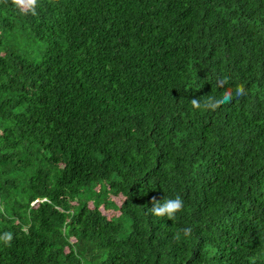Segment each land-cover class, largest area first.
<instances>
[{
  "label": "trees",
  "instance_id": "1",
  "mask_svg": "<svg viewBox=\"0 0 264 264\" xmlns=\"http://www.w3.org/2000/svg\"><path fill=\"white\" fill-rule=\"evenodd\" d=\"M101 180L129 229L83 192ZM5 232L0 264H264V0H0Z\"/></svg>",
  "mask_w": 264,
  "mask_h": 264
},
{
  "label": "clouds",
  "instance_id": "2",
  "mask_svg": "<svg viewBox=\"0 0 264 264\" xmlns=\"http://www.w3.org/2000/svg\"><path fill=\"white\" fill-rule=\"evenodd\" d=\"M5 3L8 0H4ZM11 4L15 6L21 13L32 16L38 15L39 0H11ZM228 83V78L224 77L217 81L218 87H224ZM247 94L246 88L243 84H238L235 89L226 88L220 95L209 94L204 95L200 98L191 99L190 103L194 109L197 110H210L215 111L222 105L232 103L234 97L240 98ZM151 207L148 211L157 217H167L168 219H175L178 212L183 210L184 200L182 195L177 192L173 197H163L162 199H157L153 196L151 200ZM191 226L184 227L177 231L174 235V239L180 241L181 233L184 237H190L192 235ZM13 240V234L11 232H5L0 234V242L6 246H11Z\"/></svg>",
  "mask_w": 264,
  "mask_h": 264
},
{
  "label": "rangeland",
  "instance_id": "3",
  "mask_svg": "<svg viewBox=\"0 0 264 264\" xmlns=\"http://www.w3.org/2000/svg\"><path fill=\"white\" fill-rule=\"evenodd\" d=\"M91 200L99 207L108 217L114 220H122L125 222L126 230L130 227V221L122 214L120 210V199L112 194L107 188L105 181L94 182L90 189H84Z\"/></svg>",
  "mask_w": 264,
  "mask_h": 264
}]
</instances>
